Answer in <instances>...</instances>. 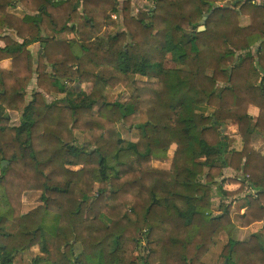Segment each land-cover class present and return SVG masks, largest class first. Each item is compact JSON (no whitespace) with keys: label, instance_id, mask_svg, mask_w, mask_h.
<instances>
[{"label":"trees","instance_id":"trees-1","mask_svg":"<svg viewBox=\"0 0 264 264\" xmlns=\"http://www.w3.org/2000/svg\"><path fill=\"white\" fill-rule=\"evenodd\" d=\"M227 1L151 0L132 16L130 0H0V264L34 247L26 264H207L220 234L222 264H264V243L236 235L264 219V0ZM118 12L124 30L105 36ZM96 81L132 93L108 101ZM139 88L157 99L142 107ZM244 189L238 226L227 200ZM29 190L39 204L23 213Z\"/></svg>","mask_w":264,"mask_h":264},{"label":"rangeland","instance_id":"rangeland-1","mask_svg":"<svg viewBox=\"0 0 264 264\" xmlns=\"http://www.w3.org/2000/svg\"><path fill=\"white\" fill-rule=\"evenodd\" d=\"M118 2L117 6L120 9L121 5L124 1L126 0H115ZM131 1V14L132 16H136V14L147 10L151 5L152 2L151 0H130ZM254 2L260 3V1L262 0H253ZM231 2V1H230ZM230 5V4H229ZM22 8L20 7H13L11 9V13H15V14H19L21 13ZM248 18L247 17H241L239 20V23L242 26H247L248 25ZM124 30V27H122V17H121V13H111L110 14V18L108 20V24L106 25V29L104 30L103 34L106 36L109 33H113L116 31H121ZM12 34H14V32L11 31ZM31 52L35 53L37 48H29ZM92 87V86H91ZM89 85L86 84H82L81 85V89L86 90V91H90L91 88ZM95 87L101 92L103 93V95L105 96L106 100L108 101H113V100H119V101H124L125 99H127V97L129 95H131L132 90L128 89V88H123V89H114L109 87L108 85H104L102 82H98L96 81L95 83ZM72 88V87H70ZM34 89V83L30 86H28L26 88L27 91V100L30 98L31 94H32V90ZM78 89V88H77ZM76 90V88H75ZM133 94L135 96H139V98L141 99V106H146L147 104L153 102L154 100L157 99V93L150 89V88H139L138 90L134 91ZM45 98L49 101L52 99L51 96L45 95ZM256 114L255 110H252V115ZM139 119L141 122H144L146 120V116L144 111L142 110L140 112V116ZM19 120V113L15 112V113H10V122H12V124H18ZM223 129V133H225L226 135H228L230 137V143L233 142L234 138H236V133H237V125L234 123H231L229 121H227L224 125ZM116 130L118 131V133L120 134V136L123 139L126 140H130V141H137L139 138V131L135 130V129H131L127 124L125 123H121L118 122L116 123ZM257 136H255V139L258 141H260V143L263 141L264 139V135H259V134H255ZM259 135V136H258ZM253 138V137H252ZM171 156H172V150L170 152V155L167 159H163V160H153V165L157 168H161V169H167L171 163ZM226 171V170H224ZM223 171V179L224 183L229 181L228 178H233L234 173L232 176L227 177V174H225L226 172ZM223 183V184H224ZM232 183V182H231ZM234 183V182H233ZM232 183V184H233ZM224 187V186H223ZM213 197H212V205H211V210H213L214 214H218L220 213V211L217 209L219 203H220V197L218 195H216L215 190L213 191ZM246 193V189H244L241 193L235 195L232 198H229L227 200V202H231L232 204V212H231V217L233 222L239 226L240 223V214H236L233 210V202H238V204L241 203V200H243V195ZM240 195H242L240 197ZM39 197H40V192L38 191H34V190H29L27 192H25L22 195L21 198V207H20V211L21 212H26L34 207H36L39 204ZM237 230H241L240 228H238ZM226 236L224 234H220L218 237H216L215 239V244L214 246L211 248V250L204 256L203 258V262L207 263V264H222L223 263V258H221L220 255V251L222 249V246L227 242L226 241ZM39 252V248L38 247H34L31 250H28L24 253V256L20 257L19 260L17 261L16 264H26L28 263L30 260H32V258L35 255H38ZM69 262L66 260H62L60 262V264H68Z\"/></svg>","mask_w":264,"mask_h":264},{"label":"crops","instance_id":"crops-1","mask_svg":"<svg viewBox=\"0 0 264 264\" xmlns=\"http://www.w3.org/2000/svg\"><path fill=\"white\" fill-rule=\"evenodd\" d=\"M69 38H70V36L68 37V39ZM31 47L37 48L36 51L38 50V44H34V45L30 46V48ZM0 67L8 69V68H10V62L9 61L1 62ZM255 136H257V135H255V134L253 135L252 145L264 157V139L260 143V141H258V139L257 140L255 139ZM225 170L226 171H224V172H226L225 174H227V177H230L233 175V173L229 169H225ZM223 186H224L225 190L231 191V192H234V190H237L239 188V184H237V183L232 184L229 181L225 182L223 184ZM241 196L242 195H240V197ZM240 200H241L240 204H238L239 201L233 202V204H234L233 210L236 214H242L245 211L244 201L242 199H240ZM239 228L241 230L236 231V235H237L238 240H244V239L248 238L250 235H255L262 243H264V219L261 222L252 224L248 227H239Z\"/></svg>","mask_w":264,"mask_h":264},{"label":"water","instance_id":"water-1","mask_svg":"<svg viewBox=\"0 0 264 264\" xmlns=\"http://www.w3.org/2000/svg\"><path fill=\"white\" fill-rule=\"evenodd\" d=\"M229 4H230V0L227 1L226 4H225V6H223V7L227 8V7H229ZM216 7H217V6H214V8H216ZM210 12H211V11H210ZM210 12H209V13H210ZM209 13H208V14H209ZM208 14H205V15L203 16L202 23H203V20H205V19L207 18ZM204 29H205V25L200 24V26L198 27V30H197V31H201V30H204ZM187 36H188V35H187ZM5 164H6L5 161L2 162V166L5 165Z\"/></svg>","mask_w":264,"mask_h":264}]
</instances>
